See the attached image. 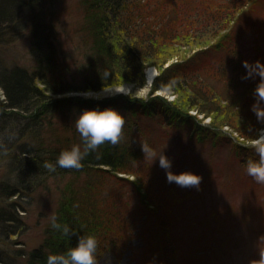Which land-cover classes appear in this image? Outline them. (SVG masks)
I'll use <instances>...</instances> for the list:
<instances>
[{
	"label": "trees",
	"instance_id": "16d2710c",
	"mask_svg": "<svg viewBox=\"0 0 264 264\" xmlns=\"http://www.w3.org/2000/svg\"><path fill=\"white\" fill-rule=\"evenodd\" d=\"M149 1L76 0L71 5L81 13L79 38L85 46V72L76 74V79L60 63L66 58L65 53L53 44L56 41L53 37L55 27L52 26V4L55 0H0V44L13 42L18 33L28 32L37 52L39 48L45 52L41 53L44 54V62H40L35 69L0 67V91L3 96L0 100V169H4L0 178V241L8 243L21 231L20 214L25 213L22 204L29 200L41 181L65 175H84L88 178L81 185L79 194L76 192L62 197L55 215L59 222L67 224L77 235L68 239L52 229L50 224L47 236L38 248L28 254L22 250L11 251L7 258H0L1 264H13L10 262L12 256L24 258L26 264H47L49 255L65 253L75 247L78 236H95L99 251L110 222L107 226L108 221L97 216V211L89 207L93 198L90 192L95 185L91 181L92 176L100 172L96 177L110 176L119 181H128L124 179L133 177V184L142 191H145L141 186L146 179L151 184L167 182L165 170L159 167L158 160L151 162L141 150L144 136L148 137L153 131L144 122L151 121L164 131L171 129L193 137L203 132L213 133L200 126L194 117L187 118L188 111L194 109L203 117H209L215 127L225 123L246 141H251L264 129V123L259 122L255 114L264 111L263 106H256L259 97L256 89L263 83L259 78L248 77L237 60L231 62V72H234L231 77L223 67L215 71L216 75L212 72L215 75L213 78L224 84L222 93L217 87L211 88L203 83L197 88L185 86L184 83L191 78L182 82L171 79V73L179 67L174 66L177 64L174 59H185V56L178 51L167 53L165 50L174 45L179 31H185L186 36L177 40H188L183 46L189 55H193L192 51L196 48L204 52L207 47L212 49L221 45L228 36L225 34L228 28L223 31L225 33L222 30L218 33L214 27L222 21L221 13L230 0ZM246 7L240 9L237 15L244 9L248 13L250 8ZM44 9L47 12L44 13ZM48 16L51 17L49 20ZM199 53L196 52L193 57ZM169 62H172V71L170 67L164 69ZM150 66L160 71L152 90L176 94L177 99L172 104L149 98L138 104L131 96L121 95L103 102L80 97L53 98L70 93H99L122 83L142 88L144 70ZM200 77L197 75L195 79ZM105 108L118 110L126 121L121 143L116 146L102 145L82 161L80 170L59 166L55 172L46 170L43 167L45 162L55 164L62 151L69 150L73 145H82L75 126L78 116L85 110ZM63 114L66 115L65 121L58 125L57 119ZM170 120L179 126H174V123L172 126ZM158 145L171 159L170 170L174 174L175 171L178 174L183 165L189 166L188 162L176 157L174 148H168L167 141L161 139ZM241 148V151H248L246 147ZM188 168L184 172L192 173L190 166Z\"/></svg>",
	"mask_w": 264,
	"mask_h": 264
},
{
	"label": "rangeland",
	"instance_id": "374dc122",
	"mask_svg": "<svg viewBox=\"0 0 264 264\" xmlns=\"http://www.w3.org/2000/svg\"><path fill=\"white\" fill-rule=\"evenodd\" d=\"M74 2L76 0H55L52 4V26L55 27L53 37L56 39L53 44L66 55L60 63L76 77L79 72H85L86 61L83 60L85 46L79 38L82 16L72 8ZM244 6L250 8L248 13L244 9L237 15ZM224 9L222 21L214 27L218 33L221 30L225 33L223 31L228 28L224 43L212 49L207 47L204 52L196 48L193 55L201 53L193 57L183 46L188 40H177L186 36L185 31H179L174 45L165 50L167 53L178 51L185 56V59H174L177 64L173 65L179 67L171 73L172 80L182 82L191 78L184 83L185 86L197 88L203 83L211 88L217 87L222 93L225 87L213 78L215 71L223 67L231 77L234 73L231 72V62L237 60L245 74L252 79L259 78L263 83L261 87H264V0H230ZM186 34L192 35L191 32ZM15 38L13 42L0 44V67L17 66L32 70L44 62V54L41 55L44 50L39 48L37 52L28 32L18 33ZM170 63L164 69L170 67L172 71ZM149 68L155 69V75L151 82L145 84ZM197 75L201 77L195 79ZM159 76V69L146 67L142 88L124 85L133 92L137 90L135 95L129 96L138 104L146 102L147 98L172 104L177 99L176 94L152 90ZM120 87L107 89L118 90ZM1 93L0 100L3 99ZM92 94H101L102 98H86L84 94L73 93L53 98L80 97L103 102L120 96L103 95V91ZM257 105L264 107V101L259 97ZM188 115V119L194 117L200 126L213 133L203 132L193 137L167 128L164 131L146 121L144 124L153 131L148 137L144 136L143 143L161 151L159 140L167 141L168 148H174L176 157L188 162L192 173L202 177L199 189L180 187L175 182L151 184L146 179L141 186L145 191H142L133 184V177L120 175L128 181H119L110 176L96 177L100 172L92 176L91 181L95 185L90 192L93 198L89 207L108 221L107 226L110 222L105 242L97 250L98 264H264V184L257 183L246 174L248 161L258 159L255 152L249 147H246L247 152L241 151V146L245 147L250 141L240 138L225 123L215 127L209 117H203L194 109L189 110ZM65 116L58 117V125L65 121ZM170 122L172 126L173 123L179 126L174 120ZM189 166L180 167L178 174L188 170ZM3 174L4 169L1 168L0 178ZM86 181L88 178L84 175L52 176L41 181L29 200L22 204L25 213L20 214L21 231L8 243L0 241V258H7L14 250L28 254L38 248L47 236L50 217L56 215L62 197L79 194ZM139 234L141 236L138 237ZM12 257L11 263L26 264L24 258Z\"/></svg>",
	"mask_w": 264,
	"mask_h": 264
},
{
	"label": "clouds",
	"instance_id": "9594fccd",
	"mask_svg": "<svg viewBox=\"0 0 264 264\" xmlns=\"http://www.w3.org/2000/svg\"><path fill=\"white\" fill-rule=\"evenodd\" d=\"M147 83V80L145 84ZM137 91V90H136ZM129 87L123 83L117 89H104L103 95H135ZM256 94L264 101V87L256 89ZM86 98H102L101 94L85 93ZM140 98V97H138ZM146 99V95L144 96ZM257 120L264 123V111L255 112ZM126 121L123 115L114 108L89 109L83 111L76 119L75 126L82 141V145H73L69 150L62 151L56 163L45 162L43 167L49 172H55L56 167L64 169L80 170L82 161L90 154L96 152L102 145L111 144L116 146L124 139V127ZM246 147L251 148L258 159L250 160L246 166V174L259 184H264V129L250 141ZM144 157L154 162L158 160L159 167L165 170L167 182H175L180 187H195L199 189L202 177L191 172L174 174L170 169L172 161L161 150L159 153L151 148L146 142L141 145ZM52 229L60 232L70 239L77 233L67 224L58 221V217H50ZM98 240L93 235L78 236L75 247H71L65 253L51 254L47 257V264H98L97 249Z\"/></svg>",
	"mask_w": 264,
	"mask_h": 264
},
{
	"label": "bare ground",
	"instance_id": "6f19581e",
	"mask_svg": "<svg viewBox=\"0 0 264 264\" xmlns=\"http://www.w3.org/2000/svg\"><path fill=\"white\" fill-rule=\"evenodd\" d=\"M155 75V69L154 68H149L146 70V80L147 82H151L154 79Z\"/></svg>",
	"mask_w": 264,
	"mask_h": 264
}]
</instances>
